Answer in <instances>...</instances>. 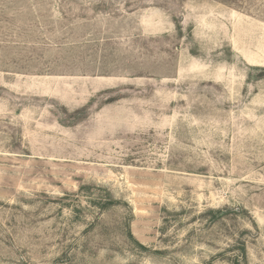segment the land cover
I'll list each match as a JSON object with an SVG mask.
<instances>
[{
	"label": "rangeland",
	"instance_id": "rangeland-1",
	"mask_svg": "<svg viewBox=\"0 0 264 264\" xmlns=\"http://www.w3.org/2000/svg\"><path fill=\"white\" fill-rule=\"evenodd\" d=\"M236 261L264 264V0H0V264Z\"/></svg>",
	"mask_w": 264,
	"mask_h": 264
},
{
	"label": "trees",
	"instance_id": "trees-1",
	"mask_svg": "<svg viewBox=\"0 0 264 264\" xmlns=\"http://www.w3.org/2000/svg\"><path fill=\"white\" fill-rule=\"evenodd\" d=\"M115 204H116V201L113 200L108 206H112V205H115ZM242 253H243V260L246 263L247 252H246L245 247L243 248V252ZM235 264H240V262L236 261Z\"/></svg>",
	"mask_w": 264,
	"mask_h": 264
}]
</instances>
